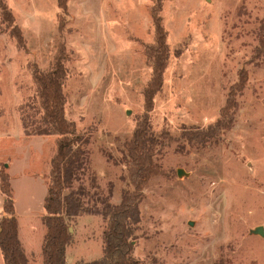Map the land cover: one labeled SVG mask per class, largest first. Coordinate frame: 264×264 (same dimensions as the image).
<instances>
[{"label":"rangeland","instance_id":"374dc122","mask_svg":"<svg viewBox=\"0 0 264 264\" xmlns=\"http://www.w3.org/2000/svg\"><path fill=\"white\" fill-rule=\"evenodd\" d=\"M156 17L171 54L148 113ZM261 39L264 0H0V165L11 176L23 239L38 240L36 251L24 248L29 264H45L43 202L56 138L42 132L31 65L48 69L60 49L66 116L87 141L74 183L85 190L83 207L65 215L67 263L106 255L110 224L101 198L120 201L123 142L148 114L154 131L172 137L155 151L159 170L143 189L130 256L137 264H264V235L251 232L264 227ZM231 95L226 127L207 141L181 135L214 127ZM3 199L0 191V214ZM0 256L5 262L1 245Z\"/></svg>","mask_w":264,"mask_h":264},{"label":"trees","instance_id":"16d2710c","mask_svg":"<svg viewBox=\"0 0 264 264\" xmlns=\"http://www.w3.org/2000/svg\"><path fill=\"white\" fill-rule=\"evenodd\" d=\"M63 4L64 2L60 6L62 7ZM2 13L4 19L5 17L11 19L8 10L3 9ZM159 19L155 18V46H149V55L153 58V74L144 87L145 107L148 113L153 108L154 97L163 87L164 71L171 54L167 32L159 23ZM12 31L21 43L22 36L15 28ZM31 68V78L41 111V122L44 125L42 132L56 136L55 150L49 158V171L46 175L44 219L47 231L43 244L44 261L45 264H68L66 247L72 234L65 215L77 214L83 207L85 190L82 186L74 187V183L81 179L86 165L87 158L83 145L87 141L84 135L78 133L76 123L66 116L67 96L64 87L68 70L64 52L61 49L57 50L52 64L46 70L36 65H31ZM234 104L231 95L227 101V108L223 110V115L214 127H209L207 130H186L181 135L188 141H207L215 131L227 126L224 120L229 117L227 111ZM171 137L168 130L160 133L154 131L150 115L144 114L132 136L124 140L122 161L126 165V173L121 179L126 184L121 190L120 201L112 202L110 195L101 198L110 224L106 235V255L98 260L82 261L78 264H137L130 256L132 243L128 238L131 225L140 221L139 205L144 197L143 189L150 177L159 170L154 159L155 151ZM4 166L0 165V191L4 196L0 245L7 264H29L19 238L11 176Z\"/></svg>","mask_w":264,"mask_h":264},{"label":"crops","instance_id":"0c3cea01","mask_svg":"<svg viewBox=\"0 0 264 264\" xmlns=\"http://www.w3.org/2000/svg\"><path fill=\"white\" fill-rule=\"evenodd\" d=\"M46 193H47V186H46ZM46 193H45V195H46ZM4 197V196H3ZM45 198V197H44ZM3 202H4V199H3V201H2V205H1V209H2V212H1V214H0V220L3 218ZM44 203V202H43ZM14 204H15V216H16V210H17V207H16V203L14 202ZM20 217V216H19ZM18 216L16 217V218H18L20 221H21V217L19 218ZM18 219H17V221H18ZM31 227H34V225L32 224L31 226H29L28 227V229H29V232H30V229H31ZM20 228V229H19ZM37 229H39V227H37ZM24 232L25 231H23L22 229H21V225L20 224H18V233H19V235L21 236V238L22 239H20V240H22L21 242H23V248H25L26 250H34V251H36L37 250V248H38V240L37 239H35V238H33V239H35L36 241H31L32 243H30V242H26L27 240L25 239H23L24 237L22 236V235H24ZM20 236H19V238H20ZM30 236V235H29ZM31 238V237H30ZM34 244H36V247L34 246ZM4 260H3V257L2 256H0V264H7L6 263V260H5V262H3Z\"/></svg>","mask_w":264,"mask_h":264},{"label":"water","instance_id":"95a60500","mask_svg":"<svg viewBox=\"0 0 264 264\" xmlns=\"http://www.w3.org/2000/svg\"><path fill=\"white\" fill-rule=\"evenodd\" d=\"M6 166H8V164H6ZM182 173H183V171L180 170L179 174H182ZM190 224L193 225V222H190ZM70 231H71V228H70ZM251 232L264 235V227L263 226H259V227L255 228V229L251 230Z\"/></svg>","mask_w":264,"mask_h":264}]
</instances>
